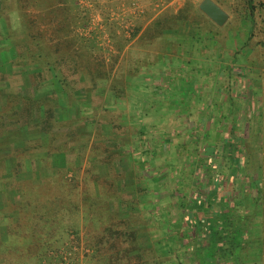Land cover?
<instances>
[{
	"label": "rangeland",
	"instance_id": "obj_1",
	"mask_svg": "<svg viewBox=\"0 0 264 264\" xmlns=\"http://www.w3.org/2000/svg\"><path fill=\"white\" fill-rule=\"evenodd\" d=\"M219 1L233 24L204 22L199 0H0V264H198L171 222L186 213V187V197L211 188L204 169L228 62L214 68L210 55L239 53L244 44L226 38H258L264 21V0ZM243 8L250 27L237 21ZM151 14L171 28L165 39L140 36ZM195 22L202 42L179 43L173 28ZM224 149L214 170L231 166ZM172 150L191 181L168 168ZM254 186L240 212H251ZM258 229L244 264H264L249 239Z\"/></svg>",
	"mask_w": 264,
	"mask_h": 264
},
{
	"label": "crops",
	"instance_id": "obj_2",
	"mask_svg": "<svg viewBox=\"0 0 264 264\" xmlns=\"http://www.w3.org/2000/svg\"><path fill=\"white\" fill-rule=\"evenodd\" d=\"M200 1L201 0H199V2ZM215 1L228 12L229 17L227 20H230V24H233L234 18H236L234 17L235 10L231 11L229 9H226L225 6L221 4L219 0ZM198 3L197 9H199ZM199 11L201 12L200 14L202 16L203 21L207 22L208 24H211L210 21L212 20L207 15H205L200 9ZM247 11L248 10L246 8H243L241 11L243 15H240L239 18L237 17V21H242L243 25H249L250 27L253 22L249 16H246L245 12ZM157 16L158 15L155 14L149 15L148 21L144 26H142V28L147 26L151 27V35L147 34L148 41H153L157 37L165 39V36L170 34L169 31L171 30V28L168 29V31L166 30L164 32L165 26L161 24L159 25V27H156L154 25V20ZM181 20L190 21L192 19L188 18L186 16V13L184 12L182 14ZM261 23L262 29L259 35L260 37L258 38L262 40L261 43H263L264 45V21H262ZM155 27H161V34L155 31ZM173 29L177 30L176 34L179 37V43H185L186 39L189 37L191 40H188V42H191L193 38L197 42V38L199 37L198 35L200 32V34H202L203 27L199 23L195 22L194 25L190 27L191 30L188 29L185 23L184 25H179V27L177 26ZM206 36L212 37L210 38L211 42L214 40L217 42V39H219L218 35L217 37L213 36L211 31L206 33ZM254 37L255 36L250 37L249 31L247 30L241 39L239 37L226 38L228 44L234 45L235 41L238 40L240 41L239 44H244V46L241 47L242 49L240 48L239 53H236V51L234 50H232L230 53H227L228 63H226V66H230L228 67V69L231 68V83L229 82L230 85L223 88V93L226 92V97L223 98L222 103L219 106L220 110L218 109L219 111H217L219 113L218 117L216 118L217 121L215 124H211L210 129H213L215 133H217L218 130H221L219 137L225 143V145H221V147H225V155L228 157V160L229 162H231V165L234 166V170L236 167H238L237 170H243L245 172H257L263 174L264 52L263 54L257 53V51L254 52L253 46L255 41L253 39H258ZM263 48L264 47L262 46V50ZM216 50L217 49H214V51ZM217 56H219V54H217ZM198 57L201 58L200 55ZM194 58L197 59V55ZM202 59L203 58H201V60ZM201 74L203 73L201 72ZM220 115L221 117H219ZM203 123L204 122H202V124ZM216 124L217 126H215ZM204 128L208 130V124H206ZM57 155L64 156V153H58ZM52 159L53 157H51V160ZM64 162L62 161L59 164L63 165ZM256 183L257 185L255 189L259 196L257 197L258 200L256 201V208H252L255 210L256 215L250 220V222L254 223L255 220L258 221L256 225L259 228V237H261L262 242L264 243V195H260V193L258 192L260 191L259 189L264 187V179H258V182ZM262 254L264 256L263 252Z\"/></svg>",
	"mask_w": 264,
	"mask_h": 264
},
{
	"label": "trees",
	"instance_id": "obj_3",
	"mask_svg": "<svg viewBox=\"0 0 264 264\" xmlns=\"http://www.w3.org/2000/svg\"><path fill=\"white\" fill-rule=\"evenodd\" d=\"M154 25L156 27L161 25L158 19L154 20ZM155 31L161 34V27L156 28ZM145 34L151 35L150 26L145 27L140 36H144ZM203 34L199 33V39L197 38L198 43L202 42L201 38ZM208 38L212 37L209 36ZM213 54V56L210 55V57L213 58L215 62L212 63V65L215 66L214 68H216L217 62L222 63L227 60V57L223 59L220 57V55L217 56V54H219L218 50H216ZM192 59L197 60L195 58ZM219 69L222 72L221 78L223 77L224 72L228 71L226 74V87L229 86V82L231 83V81L229 78L230 71L228 67L226 64H222L221 66L219 65ZM203 70L209 72L208 69L206 70L204 68ZM200 121L202 124L203 120L200 119ZM203 124L202 126H204ZM215 126H217V124ZM220 131L221 130H218L217 133L214 132V135L216 136L214 139L218 140V142L207 148V157L210 159V164L208 167H206V169H204V173H207V171L209 172V174L206 175V178L208 179V182H211L209 183L211 184L210 190L204 197L198 192L191 193L189 197H186V192L189 190V188L186 187V189L179 193L177 197L178 207L180 209L184 208V210L186 208V213L184 211V214H182L181 217L171 223H173L175 227H180V235L178 239L187 238L189 241L192 240L190 246L189 242L185 243L186 245L183 246H187V248L189 247V249L192 250V256L197 260L198 264H244L241 255L248 244L246 239L248 238L250 231L252 232L255 229H258L257 225L253 226V224L250 223V220L256 215L254 209L257 206V198L253 199L254 209H252L250 213L247 214L240 212V208L244 207V204L247 203V199L249 198V196H247V188L252 185H257L256 182H258V179H255L254 175V173L257 172H245L243 170H237L238 167H236L234 170V166L232 165L227 171L214 170L211 155L214 154L215 148H220L221 145H225L224 141L219 137ZM209 132V130L204 132V137H206L205 140L208 139L210 134ZM163 150L166 152L168 151L169 153L168 147L163 148ZM170 153L175 155L173 161L170 159L168 162V168L171 167L170 163L172 165L175 163V166L181 170V173L186 172L183 176V179L185 180V175L188 174V176H186V180L191 181L193 178V172L190 171V173H187L188 171L183 165L181 159H176L179 155V152L176 153L175 150H172ZM259 174L260 173H257L258 176ZM225 181L227 183L224 186L223 182ZM219 189H222L223 192L228 191L229 194L226 193L228 194L227 197L221 195L219 193ZM205 207L207 208L206 212H204ZM201 212L204 213L202 217L199 216V213ZM182 217L186 219L185 227L183 228H181L182 225L180 223V219ZM249 239L251 241L256 240L258 245H260L257 247L258 250L256 251L260 257L261 253H264V243L262 242L261 237H259V233L256 235L255 239H253V237H250Z\"/></svg>",
	"mask_w": 264,
	"mask_h": 264
},
{
	"label": "water",
	"instance_id": "obj_4",
	"mask_svg": "<svg viewBox=\"0 0 264 264\" xmlns=\"http://www.w3.org/2000/svg\"><path fill=\"white\" fill-rule=\"evenodd\" d=\"M198 8L218 25H223L229 17L228 12L215 0H201Z\"/></svg>",
	"mask_w": 264,
	"mask_h": 264
}]
</instances>
